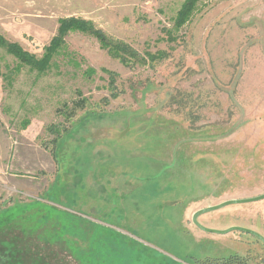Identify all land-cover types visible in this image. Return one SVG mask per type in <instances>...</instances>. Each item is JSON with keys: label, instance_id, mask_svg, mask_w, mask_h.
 <instances>
[{"label": "rangeland", "instance_id": "1", "mask_svg": "<svg viewBox=\"0 0 264 264\" xmlns=\"http://www.w3.org/2000/svg\"><path fill=\"white\" fill-rule=\"evenodd\" d=\"M185 2L0 0V36L37 59L70 18L137 54L70 33L39 75L0 49V264H264L191 221L264 195V0H198L177 28ZM197 222L264 239V200Z\"/></svg>", "mask_w": 264, "mask_h": 264}, {"label": "trees", "instance_id": "2", "mask_svg": "<svg viewBox=\"0 0 264 264\" xmlns=\"http://www.w3.org/2000/svg\"><path fill=\"white\" fill-rule=\"evenodd\" d=\"M198 0H186L185 4L182 6L180 12L178 13L176 20V27L182 22H185L186 19L190 16V13L193 12L194 5ZM57 35L54 37L49 45L44 49V53L40 59L35 58L34 56L25 52L17 44L7 42L3 37L0 36V49L4 50L5 53L18 63L16 67L19 70L22 67L28 68L32 72H36L39 75L47 73L54 64V59L60 55V51L63 49L64 38L70 33H79L83 35L93 36L98 41L100 48L107 52V54L113 58L118 59L122 63L125 60L134 59L137 54L133 51H129L128 47L118 42L113 41L112 39L106 37L101 31L96 30L92 24L80 20V19H65L58 22ZM164 54L158 53L157 58L161 59V56ZM64 59L67 61L68 65L77 67V62L74 57L70 55H63ZM150 62H153L154 57L152 55H147ZM93 71L88 69L85 71L84 75L89 77ZM111 86V84H110ZM112 87V86H111ZM236 261H246L240 259L238 256L230 257L223 260V263L233 264ZM244 264V263H243Z\"/></svg>", "mask_w": 264, "mask_h": 264}, {"label": "water", "instance_id": "3", "mask_svg": "<svg viewBox=\"0 0 264 264\" xmlns=\"http://www.w3.org/2000/svg\"><path fill=\"white\" fill-rule=\"evenodd\" d=\"M264 200V195L263 196H260V197H257V198H253V199H247V200H234V201H228V202H224L218 206H215V207H209V208H206V209H203V210H200L198 212H196L195 214H193L192 216V224L200 231L204 232V233H207V234H213V235H221V236H225L229 233H232V232H239V233H244V234H248V235H251L253 236L254 238L258 239L264 246V239L258 235L257 233L253 232V231H250V230H247V229H243V228H239V227H233V228H230L228 230H225V231H219V230H212V229H207L203 226H201L197 220L199 217L203 216V215H206V214H209V213H212V212H216V211H219V210H222L226 207H229V206H232V205H246V204H252V203H257V202H260V201H263Z\"/></svg>", "mask_w": 264, "mask_h": 264}, {"label": "flooded vegetation", "instance_id": "4", "mask_svg": "<svg viewBox=\"0 0 264 264\" xmlns=\"http://www.w3.org/2000/svg\"><path fill=\"white\" fill-rule=\"evenodd\" d=\"M222 221V220H221ZM197 229V228H196ZM198 230V229H197ZM202 232V231H201ZM202 233H204V232H202ZM204 234H206V235H213V234H207V233H204ZM242 234H244V233H242ZM245 235H248V234H245ZM249 236H251V235H249ZM219 237H223V236H221V235H219ZM251 237H253V236H251ZM254 238V237H253ZM258 240V239H257ZM259 241V240H258ZM192 259V258H191ZM191 259H189V262L191 261V262H195V263H197L196 262V260L195 259H193V260H191ZM215 264L216 262L215 261H208V262H200L199 264ZM246 264L244 261H236V262H234L233 264ZM190 264H193V263H190ZM219 264H227L226 262H224L223 263V261L222 262H219Z\"/></svg>", "mask_w": 264, "mask_h": 264}, {"label": "crops", "instance_id": "5", "mask_svg": "<svg viewBox=\"0 0 264 264\" xmlns=\"http://www.w3.org/2000/svg\"><path fill=\"white\" fill-rule=\"evenodd\" d=\"M174 264V263H173Z\"/></svg>", "mask_w": 264, "mask_h": 264}]
</instances>
